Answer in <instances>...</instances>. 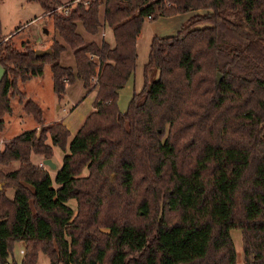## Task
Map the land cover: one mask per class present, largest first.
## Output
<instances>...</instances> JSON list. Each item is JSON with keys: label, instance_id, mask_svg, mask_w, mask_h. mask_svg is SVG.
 <instances>
[{"label": "trees", "instance_id": "trees-1", "mask_svg": "<svg viewBox=\"0 0 264 264\" xmlns=\"http://www.w3.org/2000/svg\"><path fill=\"white\" fill-rule=\"evenodd\" d=\"M26 1L61 42L35 55L0 32V132L12 97L38 125L0 147V264H35L38 252L48 264H236L230 229L241 264H264V0H87L65 13L56 7L71 0ZM190 11V23L151 37L143 85L119 111L144 18ZM77 22L87 34L106 23L113 45L85 40ZM65 45L73 67L58 62ZM45 64L57 99L74 79L94 91L70 138L20 89ZM51 146L61 150L55 186L30 161Z\"/></svg>", "mask_w": 264, "mask_h": 264}, {"label": "rangeland", "instance_id": "rangeland-1", "mask_svg": "<svg viewBox=\"0 0 264 264\" xmlns=\"http://www.w3.org/2000/svg\"><path fill=\"white\" fill-rule=\"evenodd\" d=\"M191 14V11L184 14L180 18V20H183L177 28L190 23L189 18ZM166 18L167 17L162 16L155 19L144 18V22L140 29L144 31V25H153L154 28L149 29L147 35L154 33L159 36L173 34L176 29H173V23L165 20ZM76 29L79 33L87 35L86 37H88V34L82 29L79 22H77ZM0 32L5 38L9 37L13 45L17 48H20L24 42L29 43L35 49L44 48L53 38L61 42L60 38L52 29L50 20L42 13V9L34 1L0 0ZM58 62L62 65H70L73 67L71 51L67 46L60 53ZM149 69H153L156 75L154 78L148 80H155L157 78L156 68L149 67ZM140 71L141 69L137 70L138 75H140ZM1 73L2 68L0 66V75ZM19 86L20 89L24 91L25 96L33 99L41 108L43 124L52 122V118H58L61 119L62 122L68 124L66 128L70 133L77 121L83 118L84 115L86 116L92 108L93 94L90 93V91L82 98L84 92L78 79H74L71 83H68L65 86L62 98L57 99L51 90L50 71L47 64L43 65L42 72L39 76L23 84L20 83ZM10 106L12 112L3 116V127L0 132V147L4 141L21 130L29 128L32 124L35 126V129L38 127L29 115L22 113L21 117L23 118L19 119L21 107L20 104L16 102V97L10 99ZM54 148V151L57 152L59 157L61 155V150L57 147ZM31 157L33 160L36 155H32ZM16 165L17 163L15 162L12 165L8 164L2 166L1 169H11ZM9 166L11 167L9 168ZM49 171L53 183L55 170L50 169ZM82 173H85L84 169ZM4 191L7 197L10 198L12 196L11 188H5ZM67 203L71 207H74L72 199H69ZM230 236L235 250L236 264H241L239 231L237 229H230ZM20 244L21 242H16L13 246V254L16 259L19 255L17 253V248ZM36 264H48V259L44 253H37Z\"/></svg>", "mask_w": 264, "mask_h": 264}, {"label": "crops", "instance_id": "crops-1", "mask_svg": "<svg viewBox=\"0 0 264 264\" xmlns=\"http://www.w3.org/2000/svg\"><path fill=\"white\" fill-rule=\"evenodd\" d=\"M187 13L188 12L177 13V14H173V15H170V16H165V17H167L165 20L171 21L173 23V29H176L177 30L179 28V27L177 28V26L183 20V19L180 20V18L184 14H187ZM99 19L101 21V10L99 12ZM143 22H144V20L142 21V23ZM142 23H141V26H142ZM141 26H140V28H141ZM151 28H154V26L153 25H144V28H143L144 31H141V29H140L139 34L136 37V40H135L136 57H135V61H134V68L131 71V73L129 74V76L127 77L126 81L122 84V86H120L117 89L116 103H117V107H118L119 111H123L125 109V106H126L125 103H127V101L130 98L131 94L133 92L138 91L141 88V86L143 85V82H144L143 65H144V63L146 61V57H147V52H148V48H149L150 39L154 35L155 36H159V35H156L155 33L154 34L147 35V31H149V29H151ZM80 34L82 35V37L85 40H93V41L97 42L100 39H103L110 47L114 43L111 29H110V27L106 23H102L101 26H100V28H99V30L97 31V33H95V34H88V37H86L87 35H84L82 33H80ZM169 35H171V34H169ZM46 46H44V47H46ZM138 69H141L140 75H138V73H137V70ZM145 75H146L147 79H152V78L155 77L156 73H155V71H153V69L147 68ZM34 77H36V76H34ZM34 77H31L28 80H30V79H32ZM28 80H26L24 82H21V84L27 82ZM90 93H92L93 94V97H94V91L92 90ZM87 94H84L82 96V98H84ZM20 113L21 114H19V119L23 118V117H21L23 111L20 110ZM84 116L79 121H77V123L72 127V132L71 133L69 132V138L74 134V132L76 131V129L78 128V126L81 124V122L84 119ZM52 119H53L52 121H59L63 125H65L66 127L68 126V124L62 122L61 119H58V118H52ZM32 128H35V126L33 124L29 128H27V129H32ZM27 129H24V130H27ZM45 142L48 143V144H50V139H49V136L48 135L45 138ZM54 149L55 148L53 146H51L52 154H51V156L49 158L54 163V168H49L47 166L41 165L42 159H44L41 155H39V154H33V153L30 154V161L34 165L41 166L43 169H45L48 172L49 176H50V171L49 170L50 169L51 170H56L58 168V166L60 165V161H61V155L58 157L57 152H55ZM32 155H36L35 159H33V160H32V157H31ZM12 164L13 163H11V165ZM10 167L11 166H9V168ZM17 242H20V241H17ZM14 244H13V246H14ZM22 248H23V243L21 242L20 246L17 248V253L19 255H18L17 259H16L14 257V254H13V247H12V256H13V259L16 261V263H18V261L21 258ZM36 261H37V257H36V260H35V264H36Z\"/></svg>", "mask_w": 264, "mask_h": 264}, {"label": "water", "instance_id": "water-1", "mask_svg": "<svg viewBox=\"0 0 264 264\" xmlns=\"http://www.w3.org/2000/svg\"><path fill=\"white\" fill-rule=\"evenodd\" d=\"M45 53H49L48 48H37L34 49V54L35 55H43ZM219 79V74H216V81ZM41 165L47 166L49 168H54V163L49 159V158H44L42 159Z\"/></svg>", "mask_w": 264, "mask_h": 264}, {"label": "built area", "instance_id": "built-area-1", "mask_svg": "<svg viewBox=\"0 0 264 264\" xmlns=\"http://www.w3.org/2000/svg\"><path fill=\"white\" fill-rule=\"evenodd\" d=\"M76 2H80L82 4H85L87 2V0H71L70 2H68L64 7H62L61 5L56 7L57 11L61 10L63 11V13H65L68 9V6H72L73 4H75Z\"/></svg>", "mask_w": 264, "mask_h": 264}]
</instances>
